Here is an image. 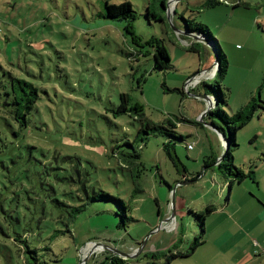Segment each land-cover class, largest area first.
<instances>
[{
    "label": "rangeland",
    "instance_id": "1",
    "mask_svg": "<svg viewBox=\"0 0 264 264\" xmlns=\"http://www.w3.org/2000/svg\"><path fill=\"white\" fill-rule=\"evenodd\" d=\"M126 1L136 13L133 32L140 43L152 37L163 40L168 70L152 68L153 59L147 54L151 49L132 43L123 31L124 21L101 18L104 2ZM208 1L171 2L167 13L175 31L171 27L169 31L163 23L145 18L149 0H0V77L5 71L16 74L40 92L34 114L40 119V152L35 155L47 159L57 174L81 169L96 194L109 196L86 204L68 234L51 244L52 254L37 251L40 264L45 259L42 264H74L71 259L80 249V261L93 253L108 256L100 249L92 251L94 243L126 254L141 245L142 253L128 260L130 264L140 258L146 261L145 252L175 244L185 249L199 236L200 224L192 212L216 207L204 223L210 231L228 215L237 219L252 213L250 203L264 209V0H219L214 6ZM188 23L192 28L205 27L216 50L207 41L189 38ZM193 43L197 45L189 49ZM219 55L221 68L214 76L210 69ZM219 88L226 96L227 105L221 107L228 117L258 105L250 121L237 130L233 151L235 167L254 171L257 183L246 179L230 190L212 168L203 169L207 156L221 158L226 149L220 132H226L227 126L212 115L218 112ZM121 93L129 95L131 104L140 105L152 123L171 127L184 137L171 140L180 164L174 167L164 152L168 137L145 133L143 122L134 115H113ZM198 96L213 102L211 110ZM190 143L193 148L186 150ZM0 161L4 199L9 191L2 176L7 161ZM196 173L200 174L195 177ZM169 188L175 190V217L167 230H157L163 220L158 213L171 211ZM11 201L0 206L11 213L10 228L17 231L23 216L20 207L40 206L37 199L28 203L19 191ZM39 233L41 242L45 232ZM86 260L84 264H96ZM0 264H24L2 239Z\"/></svg>",
    "mask_w": 264,
    "mask_h": 264
},
{
    "label": "trees",
    "instance_id": "2",
    "mask_svg": "<svg viewBox=\"0 0 264 264\" xmlns=\"http://www.w3.org/2000/svg\"><path fill=\"white\" fill-rule=\"evenodd\" d=\"M173 1L175 2V0ZM173 1L149 0L145 10V18L148 21L163 23L170 31V27L172 28V26L167 10ZM208 2L209 6L220 3L219 0H211ZM100 16L104 20L124 21L125 26L123 31L125 35L130 36L132 43L140 49L143 47L151 49L147 50V54H150L153 59V69L166 71L170 68V60L166 48L163 45V40L152 37L144 43H140L139 37L134 35L133 24L136 20V13L129 2L126 1L119 4L104 2L103 12ZM186 27L187 30L185 31L187 36H190L189 38L197 37L201 41H207L211 48L216 50L214 39L210 37L205 27L197 24L196 27L192 28L189 23ZM172 30L175 31L173 28ZM196 45L197 43H193L189 49H193ZM220 68L219 55L211 67L210 72L213 70V75L215 76ZM194 77H197V74L191 80ZM208 77L212 76L208 74ZM204 79L205 77L202 78L199 84L203 83ZM39 101L40 92L29 80L8 71H5L3 78L0 77V158H4L7 161V166L4 167L6 171L2 176L3 178L5 177L4 182H6L5 184L9 189L4 199H1L3 190H0V203L2 205L3 202L10 204L12 202L11 200L14 199L16 193L19 191L25 194L28 203L37 199L40 206L39 208H25L24 205L20 207L19 210L23 213V216H21L22 221L19 223L16 221L19 224V230L17 231L10 228L12 221L11 213H7L0 206V214L3 220V223H0V239L4 240V243H9L14 251L18 252L19 260L24 264H28L27 262L30 259L34 261V264H40L38 256L36 257L37 251L38 253L45 251L52 254L51 244L60 235L68 234L70 224L85 208L86 204L91 200H99L100 197H109L102 192H99L101 195L99 193L96 194L94 189L87 185L88 177L82 174L83 171L81 169H66L64 173L57 174V169L55 170L52 166L49 167L47 159L35 155L36 152H40L37 143V131L40 119L38 120L34 117ZM120 102L117 109L113 111V115L116 117L125 114H128V116L134 115L135 119L143 122L142 129H144L145 133H158L168 137L170 140L164 144L163 149L168 160L176 167V162L179 163V160L173 142L175 140L183 141L184 137L181 134H177L171 127L154 124L148 120L144 116L140 105L136 103L131 104L128 94L121 93ZM212 104L213 102L211 101V106H213ZM225 105H227L226 96L219 88V97L216 101L218 112L212 115L216 116L227 126L226 132H220L221 135L226 137V143L224 142L223 144L226 149L223 153V158L219 162H217L220 159L219 154L216 156H207L203 161V169L212 168L223 184L227 185L230 190L234 183L241 184L246 179H253L254 183H256L254 171L249 170L245 173L235 167L233 163V151L237 147L235 136L237 130L244 127L250 121L252 111L258 105L251 104L250 110L242 109L230 117L225 114L221 107ZM262 109L264 110V101L262 103ZM212 125L215 127L213 122ZM219 131L221 130L219 129ZM186 150L188 149L186 148ZM0 163L1 168L3 167V163L2 161ZM182 169L186 172L183 166ZM177 172L179 173V171ZM199 174L196 173L194 176L197 177ZM57 185L59 186V190L57 189ZM169 191H171V188H169ZM46 206L49 207V210L46 209ZM216 210L215 206L208 205L199 212H192L195 220L200 224V234L194 237L192 243L185 251L178 250L173 252L172 250L177 248L175 244L172 248L164 251L145 252L142 254L146 260L144 261L145 264H159L158 262L160 260L164 261L162 264H170L174 259L191 256L196 248L204 242L205 220ZM57 224H63L64 227L58 228ZM120 225L122 227L124 226L122 222ZM40 229L42 232H45V235L41 238V242L38 237ZM26 254L28 255L26 256ZM107 255L102 258L99 264H130L129 260H123L115 255ZM45 262L46 259L42 263ZM133 262L137 264L141 263L142 260L140 258Z\"/></svg>",
    "mask_w": 264,
    "mask_h": 264
},
{
    "label": "crops",
    "instance_id": "3",
    "mask_svg": "<svg viewBox=\"0 0 264 264\" xmlns=\"http://www.w3.org/2000/svg\"><path fill=\"white\" fill-rule=\"evenodd\" d=\"M249 208L253 214L249 211V214L243 213L237 219L234 218L235 216L228 215L216 228H211L210 231L205 228L204 242L196 248L194 253L185 258L174 259L170 264H262L264 209L253 206L252 203L249 204ZM222 212L226 213L224 209ZM159 216L161 217L159 221L161 219L165 220L169 216V211H162L158 214ZM162 227L167 230L169 225L164 224ZM254 243H256V246H254ZM172 247L170 245L167 249ZM185 249L180 246L172 251H185ZM256 250L259 251L258 254L255 253ZM81 251L82 249L73 255L71 261L74 264H79ZM160 251H164L163 248ZM86 254L88 255V253ZM102 258V254L93 253L91 256L83 258L82 261L93 259L92 261L98 264ZM144 263L142 261L137 264ZM158 263L162 264L161 262ZM132 264L136 263L132 262Z\"/></svg>",
    "mask_w": 264,
    "mask_h": 264
},
{
    "label": "water",
    "instance_id": "4",
    "mask_svg": "<svg viewBox=\"0 0 264 264\" xmlns=\"http://www.w3.org/2000/svg\"><path fill=\"white\" fill-rule=\"evenodd\" d=\"M173 1V0H172ZM195 38H197V37H192V39H195ZM199 98H202V99H204V100H206L207 101V103H208V108H207V110H211V108H212V106H211V101H210V99L208 98V97H206V96H198ZM207 113V111H205V113L204 114H206ZM207 126H209V125H207ZM218 132V131H217ZM219 133V132H218ZM222 137L223 138H225L226 139V137L224 136V135H222ZM223 157H221L220 158V160L222 159ZM182 184H185V183H182ZM174 192H175V190L174 189H172L171 190V193H172V198H171V202H170V209H171V211L169 212V216L165 219V220H162L160 223H159V225H158V227H157V230H159L164 224H168V223H170L171 221H172V219L175 217V211H174ZM142 246L140 245V247L137 249V251L135 252V253H128V254H126V253H123V252H121V251H119V250H117L116 248H114L113 246H111V245H108V244H101V243H94L93 244V246H92V251L93 250H95V249H100L101 251H103V252H106V253H108V254H110V255H115V256H117V257H119V258H121V259H123V260H128V259H134V258H136V257H138L139 255H140V253L142 252ZM93 253V252H92ZM91 254V253H90ZM84 263H85V260L83 261Z\"/></svg>",
    "mask_w": 264,
    "mask_h": 264
},
{
    "label": "built area",
    "instance_id": "5",
    "mask_svg": "<svg viewBox=\"0 0 264 264\" xmlns=\"http://www.w3.org/2000/svg\"><path fill=\"white\" fill-rule=\"evenodd\" d=\"M186 148H187L188 150H191V149L193 148V144H191V143L188 144V145L186 146ZM171 222H172V221H171ZM254 246H256V243H254ZM255 253L258 254L259 251L256 250ZM261 256H262V264H264V251L261 252ZM79 264H84V262H83V261H80Z\"/></svg>",
    "mask_w": 264,
    "mask_h": 264
},
{
    "label": "flooded vegetation",
    "instance_id": "6",
    "mask_svg": "<svg viewBox=\"0 0 264 264\" xmlns=\"http://www.w3.org/2000/svg\"><path fill=\"white\" fill-rule=\"evenodd\" d=\"M132 261H135V260H132Z\"/></svg>",
    "mask_w": 264,
    "mask_h": 264
}]
</instances>
